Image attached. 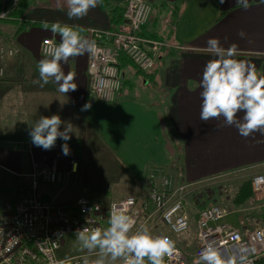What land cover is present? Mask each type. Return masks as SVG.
I'll return each instance as SVG.
<instances>
[{"label": "crops", "instance_id": "0c3cea01", "mask_svg": "<svg viewBox=\"0 0 264 264\" xmlns=\"http://www.w3.org/2000/svg\"><path fill=\"white\" fill-rule=\"evenodd\" d=\"M148 1L153 12L143 34L167 47L151 78L138 73L126 58L120 59L125 82L113 103L89 98V52L69 57L62 64L65 74L71 72L77 83V89L68 93L60 92L59 83L51 78L44 84L38 63L44 57L41 46L45 39L60 42V34L51 30L52 23L80 25L90 39L87 30L91 28L122 26L126 1L98 0L86 15L69 18L67 0H37L36 5L30 0L22 24L0 20L1 42L17 51L9 59H0V210L31 189L35 170L50 167L54 161L63 174L72 171L71 161L78 162L77 173L66 182L40 181V197L63 206L86 197L72 182L78 177V186L82 185L86 163H94L91 170L100 175L95 184L103 195L96 198L104 205L128 197L144 199L151 173L171 177L181 186H195L211 178L182 183L178 175L182 160L187 170L200 176L264 167V130L244 137L234 125H225L223 116L200 119V79L205 64L215 59L206 51L210 37H218L225 48L236 43L235 58L254 63L258 76L264 75L260 57L264 50V0H248L246 8L236 0L222 4L219 0ZM120 14L123 22L115 25ZM44 22L49 28H44ZM20 25L23 29L18 32ZM241 29L247 34L245 38L238 35ZM86 102L91 107L81 110ZM52 114L74 126L67 156L62 154L59 138L57 151L31 142L30 126L41 115Z\"/></svg>", "mask_w": 264, "mask_h": 264}, {"label": "built area", "instance_id": "2783aa9c", "mask_svg": "<svg viewBox=\"0 0 264 264\" xmlns=\"http://www.w3.org/2000/svg\"><path fill=\"white\" fill-rule=\"evenodd\" d=\"M0 20H7L12 7L21 0H0ZM45 2L49 0H44ZM153 8L148 0H126L124 23L117 30L89 29L90 40L95 41V48L88 55L87 76L89 98L96 102L113 103L121 94L125 72L121 66V57L126 58L142 73H150L157 67L162 50L167 45L157 39L143 34L149 23ZM24 17V15H23ZM21 22H24V18ZM48 46L58 44L53 38L45 42ZM17 53L15 48L7 47L0 40V59L6 60ZM264 62V50L260 54ZM3 140L0 133V147ZM59 143L50 151H57ZM75 170L63 174L57 169V163L33 174L30 190L19 194L14 202L5 204L0 210V264H79L80 259L88 255L94 258L96 253H85L72 257H61L64 243L70 237H77L76 231L87 227L90 231L108 226L113 204L124 205L128 213L136 219L131 231L146 225L153 234H163L175 241L171 256L165 257V264H202L201 249L212 240L225 255L229 251L243 255L246 264H264V172L256 174L251 180L254 193V208L262 209L261 220H255L257 227L246 224L238 228L228 223L233 215L220 206H211L197 211L195 220L188 207L185 190L190 186H177L171 177L151 173L148 178V192L144 199L128 197L112 201L107 205L90 198H78L69 206L58 205L43 200L39 195V184L66 182ZM255 200H260L256 203ZM239 210L234 212H244ZM193 221L195 224L192 243L185 240L183 245L177 243L179 235L188 236ZM249 221V220H248ZM245 223V222H244ZM146 264H150L145 258ZM117 264H124L120 258Z\"/></svg>", "mask_w": 264, "mask_h": 264}, {"label": "clouds", "instance_id": "9594fccd", "mask_svg": "<svg viewBox=\"0 0 264 264\" xmlns=\"http://www.w3.org/2000/svg\"><path fill=\"white\" fill-rule=\"evenodd\" d=\"M98 0H67V15L82 17L90 8L97 5ZM222 4L224 0H219ZM245 8L248 0H236ZM44 28L49 24L44 22ZM53 32L60 34V42L48 46L45 42L44 57L38 63L39 78L47 84L49 79L59 83V91L68 93L77 89L74 75L65 74L62 64H66L69 57L92 52L95 41L83 35L85 29L80 25L61 24L50 25ZM241 38L246 32L241 29ZM206 51L215 59H210L204 66L200 79L201 108L200 119L208 121L211 118L223 116L225 125H234L241 136L247 137L253 131L264 130V75L258 76L254 63L235 58L238 51L236 43L227 48L223 47L218 37H210L206 42ZM91 107L85 103L81 110ZM242 113V116L240 115ZM64 125L63 128L61 125ZM74 126L62 120L59 114L41 115L30 126L29 136L33 145L45 150L55 146L57 139L63 141L61 151L63 155L71 152L68 141L71 139ZM76 165H73L75 170ZM136 219L128 213L124 205L113 204L108 226L89 230L87 227L76 231L81 247L95 251L91 258L83 256L79 264H117L123 258L124 264H165V257L171 256L175 249V241L163 234H153L146 225L131 231ZM202 264H246L242 254L229 251L225 255L212 240L207 241L201 249ZM64 264V261H59Z\"/></svg>", "mask_w": 264, "mask_h": 264}, {"label": "rangeland", "instance_id": "374dc122", "mask_svg": "<svg viewBox=\"0 0 264 264\" xmlns=\"http://www.w3.org/2000/svg\"><path fill=\"white\" fill-rule=\"evenodd\" d=\"M36 1L37 0H35V5L37 4ZM96 157L99 158L100 156L96 155ZM93 164L94 163L85 164L86 168L83 171V175H84L82 181L83 183L80 187L78 186L79 184L78 177H75V179H73L72 182L75 183V185L83 191L86 198H90L95 202H99L98 201L99 199H97L96 197L98 195H103V193L97 190V188L99 187L96 186L95 180H100V175L96 171L91 170L93 168ZM125 165L126 167H128L127 164ZM180 169L181 170L178 175L181 176L182 183L184 184H187L185 182H190L191 179H204L205 177H211L204 181L201 180L198 183H196L197 185L189 186L185 190L187 201L189 204L188 207L190 208V212L193 215L194 220L195 217H197L196 216V214H198L197 211L206 209L211 206H220L233 214L227 218L228 223L234 224L238 228L242 227V225L244 224L251 227H257L256 224H254L253 219L257 221L261 220L263 211L262 209L254 208V204H253L254 193L252 192L251 199L242 206L236 207L232 201L236 192L242 185V183L248 180H252V178L256 174L264 172V167L254 168L249 170H240L226 175L213 174L209 176H200L199 172L187 170L184 160H182L180 164ZM177 186H181V185H177ZM103 188L104 187H102V189ZM255 202L260 203L261 201L255 200ZM245 209L247 210L244 212H238L237 214H234V212ZM194 230H195V224L193 221V225L189 235L188 236L179 235L176 240L177 243L179 245H183L185 240H188L189 242L192 243ZM85 253H96V252L95 251L90 252L89 250L82 248L77 237L72 236L68 238L67 241L64 243L60 254L61 257H72Z\"/></svg>", "mask_w": 264, "mask_h": 264}, {"label": "trees", "instance_id": "16d2710c", "mask_svg": "<svg viewBox=\"0 0 264 264\" xmlns=\"http://www.w3.org/2000/svg\"><path fill=\"white\" fill-rule=\"evenodd\" d=\"M30 0H21L20 3L15 6L14 8L12 7V11H10V16L7 20H13L14 23H17L19 22V24H22L21 22V18L23 17V13L25 11V9L27 8L28 4H29ZM0 10H1V1H0ZM123 13V12H122ZM122 14L119 15V20L118 21H115V25L122 23L123 22V18L121 16ZM22 27L20 25V27L18 28V32L22 31ZM112 31H115L117 30L116 29V26H114V28L111 29ZM156 39V38H155ZM159 40V39H157ZM161 41V40H160ZM169 55H173L174 54H169ZM121 62L125 59L124 57H121ZM164 65V64H163ZM158 69V67H156ZM156 72L157 70L156 69H153L150 74L148 73L147 76L145 77H148V78H151V77H154V75H156ZM138 73H142L138 70ZM145 74V73H143ZM147 74V73H146ZM81 142H84V139L83 140H80ZM252 186H251V180H248L244 183H242V185L240 186V188L238 189V191L236 192L234 198H233V204L236 206V207H239V206H242L244 204H246L252 197Z\"/></svg>", "mask_w": 264, "mask_h": 264}, {"label": "water", "instance_id": "95a60500", "mask_svg": "<svg viewBox=\"0 0 264 264\" xmlns=\"http://www.w3.org/2000/svg\"><path fill=\"white\" fill-rule=\"evenodd\" d=\"M117 2H125L126 0H116Z\"/></svg>", "mask_w": 264, "mask_h": 264}, {"label": "bare ground", "instance_id": "6f19581e", "mask_svg": "<svg viewBox=\"0 0 264 264\" xmlns=\"http://www.w3.org/2000/svg\"><path fill=\"white\" fill-rule=\"evenodd\" d=\"M246 218V217H245Z\"/></svg>", "mask_w": 264, "mask_h": 264}]
</instances>
